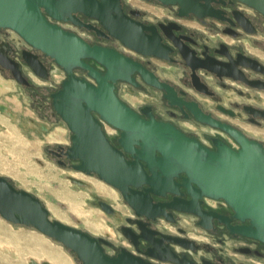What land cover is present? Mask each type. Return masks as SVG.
I'll return each instance as SVG.
<instances>
[{"label": "flooded vegetation", "instance_id": "1", "mask_svg": "<svg viewBox=\"0 0 264 264\" xmlns=\"http://www.w3.org/2000/svg\"><path fill=\"white\" fill-rule=\"evenodd\" d=\"M95 1L103 3L107 9L113 32L122 30L129 44L166 56L145 55L129 47L97 17L77 12L73 14L75 20L61 21L43 11L50 24L75 35L90 47L113 50L129 58L172 90L170 100L164 89L147 83L142 74L135 71L131 74L133 82L109 80L121 102L143 119L151 113L157 121L173 125L213 152L218 148L216 141L232 150H238L240 145L225 129L198 120L192 110L264 145V139L252 136L244 127L264 128V0H189L185 8L159 0ZM82 61L101 77L106 75V67L96 60L83 58ZM72 74L98 86L96 79L83 68L73 69ZM69 79L70 74L64 68L36 50L17 31L0 28V97L15 94L24 109L40 116L37 124L32 117L28 118L33 131L50 134L63 125L68 141L60 140L47 146V156L64 169L98 178L94 173L76 169L81 161L69 157L74 133L53 105L52 95ZM135 97L143 100L134 105ZM0 114L11 120L17 118L8 101L0 102ZM91 116L99 123L109 144L121 151L126 160L134 161L133 155L119 144L121 131L98 113L91 111ZM26 123L24 120L20 125L25 127ZM156 156L160 154L157 152ZM110 188L118 195L123 209L96 195L94 205L112 219V232L91 233L105 240L100 244L109 258L115 259L125 250L131 263L140 260L143 264H179L176 259L182 264H264V240L232 233L230 227L250 226V221L235 219L232 208L223 200H201L199 209L206 215L205 223L210 229L200 225L199 216L170 209L166 210V216L155 221L145 219L143 222L154 233L150 243L140 239L135 229L124 230L134 227L126 219L136 220V217L120 192ZM147 188L144 185L139 191ZM179 191L180 200H192L185 189L179 188ZM150 197L154 204H165L175 195L151 194ZM103 202L110 204L123 220L107 214L100 206Z\"/></svg>", "mask_w": 264, "mask_h": 264}, {"label": "water", "instance_id": "2", "mask_svg": "<svg viewBox=\"0 0 264 264\" xmlns=\"http://www.w3.org/2000/svg\"><path fill=\"white\" fill-rule=\"evenodd\" d=\"M163 4L189 5V0H159ZM43 11L61 21L75 20L73 14L83 12L97 17L111 33L129 47L145 55L164 57L154 50L129 44L124 31L110 28L109 14L104 4L95 0H0V28L17 31L36 50L51 57L64 68L70 79L63 88L53 94L55 111L62 116L74 133L69 157L81 161L77 170L90 174L120 192L123 201L136 217L127 218L133 228L124 230L138 232V237L151 243L154 233L143 221H155L166 216V210L193 213L202 218L200 225L205 229V214L199 209L203 198L223 200L234 212V218L250 226L230 227L232 233L264 240V145L246 137L241 131L223 126L194 113L198 120L221 127L239 142V149L232 150L217 143L213 152L197 140L189 138L169 123L157 121L151 113L141 118L129 106L120 101L114 92L117 80L133 82L131 74L139 71L147 83L164 89L172 100V90L147 74L143 68L121 54L99 47H90L73 34L50 24ZM94 59L104 65L107 73L101 77L93 68L82 61ZM75 68L89 71L98 86L73 76ZM91 111L121 131L119 144L133 155L134 161L125 159L123 153L112 147L101 131ZM137 146V147H136ZM160 156H156V153ZM148 170V172L145 170ZM179 179L180 182H176ZM79 186L86 184L71 179ZM147 185L144 191L140 187ZM183 188L192 196L187 202L178 197ZM175 195L165 204H154L150 197ZM101 208L109 215L123 218L114 208L103 202ZM0 217L14 225L31 227L47 238L62 244L71 251L81 264H143L140 260L131 263L125 250L115 259L109 258L101 246L105 242L87 231L74 228L51 218L43 202L33 194L18 189L6 177L0 175ZM221 221L223 218L219 217ZM179 264V260L174 259ZM33 264H51L48 261Z\"/></svg>", "mask_w": 264, "mask_h": 264}, {"label": "rangeland", "instance_id": "3", "mask_svg": "<svg viewBox=\"0 0 264 264\" xmlns=\"http://www.w3.org/2000/svg\"><path fill=\"white\" fill-rule=\"evenodd\" d=\"M58 78V77H57ZM16 97V98H15ZM131 100V99H130ZM135 105L143 99L135 97ZM9 102L17 114L11 120L0 114V175L9 179L18 189L27 191L38 197L54 220L68 226L87 231L92 234L112 232V219L105 216L94 205L96 195L109 199L118 209H123L116 192L96 177L89 178L73 170L64 169L46 154L45 148L57 141L67 142V130L63 125L57 126L50 134L38 133L30 129L28 118L37 124L41 121L38 114L24 109L15 94L0 97V102ZM27 121L22 127L21 122ZM252 136L264 139V128L258 129L244 125ZM77 179L84 182L79 186L71 181ZM69 194L73 201L62 200L60 195ZM4 230L12 236L39 239L53 250L62 253L63 264H81L77 257L62 244L53 241L31 227L14 225L0 217V264H33L48 261L47 257L37 258L22 244L11 243L4 237ZM6 247V248H5Z\"/></svg>", "mask_w": 264, "mask_h": 264}, {"label": "bare ground", "instance_id": "4", "mask_svg": "<svg viewBox=\"0 0 264 264\" xmlns=\"http://www.w3.org/2000/svg\"><path fill=\"white\" fill-rule=\"evenodd\" d=\"M60 198L62 200L69 202L70 204L73 201V198L67 193L61 194ZM4 232H5L4 238L7 241H10L11 243L15 242L18 244H22L24 247H26L30 251V253L35 255L37 258L47 257L48 262H50L51 264H63V263H65V258L63 257L62 253L53 250L49 245L42 242L41 240L34 239V238L18 239L16 237L12 236L11 234L7 233V231L4 230Z\"/></svg>", "mask_w": 264, "mask_h": 264}, {"label": "crops", "instance_id": "5", "mask_svg": "<svg viewBox=\"0 0 264 264\" xmlns=\"http://www.w3.org/2000/svg\"><path fill=\"white\" fill-rule=\"evenodd\" d=\"M117 208V207H116ZM108 233H110V232H105V234H108ZM105 234H99V235H105Z\"/></svg>", "mask_w": 264, "mask_h": 264}]
</instances>
